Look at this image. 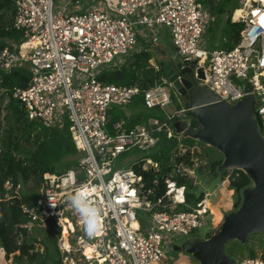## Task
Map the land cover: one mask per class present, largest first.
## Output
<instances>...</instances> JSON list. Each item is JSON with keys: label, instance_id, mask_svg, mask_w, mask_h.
<instances>
[{"label": "built area", "instance_id": "built-area-1", "mask_svg": "<svg viewBox=\"0 0 264 264\" xmlns=\"http://www.w3.org/2000/svg\"><path fill=\"white\" fill-rule=\"evenodd\" d=\"M240 5L231 21L245 26L241 41L232 49L207 50L202 39L208 19L215 18L197 0H97L83 8L82 0H15L13 27L22 40L13 49L0 48V73L29 66L30 85L15 89L13 98L29 121L45 128L66 120L81 154L76 169L45 174L42 197L22 207L27 218L22 227L29 235L56 239L59 264H157L166 258L169 244L199 237L213 226L208 200L216 194L205 192L190 211L179 210L186 204V187L176 179L196 186L198 170L209 163L200 143H186L173 128L174 120L191 123L184 108L167 111L173 85L164 75L142 92L137 86L107 84L100 74L124 64L121 58L148 51L139 48L137 26L151 31L162 27L177 55L204 69L201 86L221 101L236 104L247 95L245 84L253 86L264 137V0H240ZM147 40L158 42L156 35ZM141 93L145 109L155 115L131 129L126 118L111 125L113 111L124 110ZM169 143L174 149L166 164L156 162L153 155L162 157L161 149ZM134 166L153 173L150 187ZM232 172L221 185L230 184ZM161 180L167 190L157 197ZM5 189L8 199L21 195L10 181ZM77 192L100 209L94 235H88L71 206L70 197ZM237 264H264V258L246 256Z\"/></svg>", "mask_w": 264, "mask_h": 264}, {"label": "trees", "instance_id": "trees-1", "mask_svg": "<svg viewBox=\"0 0 264 264\" xmlns=\"http://www.w3.org/2000/svg\"><path fill=\"white\" fill-rule=\"evenodd\" d=\"M197 1L210 15L222 17L229 14L226 22V33L229 39L227 48L235 47L241 41V32L245 26L232 23L230 15L237 9L233 8L232 0ZM14 4L15 0H0V48L10 46L13 49V45L20 44L22 40L21 33L13 27ZM152 59L150 51L133 54L127 57V63L103 70L100 79L107 84L121 87L137 86L142 92H145L153 88L164 76L161 68L157 70L151 65ZM31 78L29 66L14 69L11 73H0V92L8 98L7 121L12 123L10 129L5 130L4 133L0 129V251H3L8 264H34L37 260L46 264L36 247V242L39 243L37 237H46V240L53 244L55 252L56 239L49 234L41 235L38 232L35 235H29L22 227L27 221L22 207L34 204L37 199L42 197V194L35 197L13 195L11 199H8L5 189L6 182L10 181L17 187L21 182L33 181L37 187H42L45 174H62L72 168L76 169L81 157L69 133L66 120L54 128H45L38 122L29 121L20 101L13 98L15 89L28 88ZM127 108L132 111L138 110V112L127 118L123 110H114L111 125L126 118V127L131 129L138 124L146 123L150 117L155 115L154 112L145 109L143 93L135 98ZM188 143H195V141L190 140ZM173 149L174 145L166 144L161 149L162 157L155 154L153 159L161 164H166ZM204 155L208 160L210 171L216 172L222 158L212 159L211 154L207 152ZM67 158H73V160L64 163ZM133 169L143 175L148 182L147 187L152 185L149 178L152 179L154 175L151 171H142L137 166H134ZM232 173L230 186L241 194L243 189L250 186L251 180L241 171L234 170ZM225 175L227 172L222 174V176ZM176 181L179 186L186 187V204L180 206L181 211H190L203 199V195L196 196V187L193 186L192 181L185 178H177ZM166 190L165 183L161 180L157 197L164 196ZM240 202L241 200L235 204L237 208L240 206ZM220 219L219 217L216 221L218 222ZM250 256L255 257L256 253L254 252ZM56 263L59 264L57 258Z\"/></svg>", "mask_w": 264, "mask_h": 264}, {"label": "water", "instance_id": "water-1", "mask_svg": "<svg viewBox=\"0 0 264 264\" xmlns=\"http://www.w3.org/2000/svg\"><path fill=\"white\" fill-rule=\"evenodd\" d=\"M196 63L169 55L160 64L173 85L178 104L191 120H174L173 128L186 140L222 155L215 177L238 170L249 177L251 184L241 191L240 206L224 214L219 227L175 244L172 250L199 264H237L227 253L228 246L232 242L245 245L252 236L264 235V137L255 113L258 102L249 83L244 86L247 95L236 104L221 101L208 87L201 86L205 72Z\"/></svg>", "mask_w": 264, "mask_h": 264}, {"label": "rangeland", "instance_id": "rangeland-1", "mask_svg": "<svg viewBox=\"0 0 264 264\" xmlns=\"http://www.w3.org/2000/svg\"><path fill=\"white\" fill-rule=\"evenodd\" d=\"M96 2H97V0H82V6L81 7L83 8V7L89 6L91 3H96ZM232 6H233V8H240L241 7L240 0H232ZM211 16H213V15H211ZM225 16L228 18L227 15H225ZM214 17H215V21H211L210 19H208L209 23L207 24L206 32H205L203 39H202V45H203V47H205V49H223L224 48L223 46L225 43L222 40L225 37V29L227 27H226V25L222 24L223 20L219 19V21H220L219 23L221 24L220 27H223V28H222L221 32H220V30L219 31L216 30V25H213V24H215V23L218 24L217 23L218 16L214 15ZM209 28L212 29L210 32L208 31ZM137 29L141 30L142 27L139 26ZM162 29H164V28L156 27L154 30L149 32V34L151 37H153L154 35L159 36V35H161L160 33H161ZM217 42H219L223 46L220 44L216 45ZM173 47H174V45H173ZM173 47L171 46V50L175 49V47H174V49H173ZM149 49H151V51H152V56L154 55V57H155V60L152 59L150 62L155 69L158 68L157 70H159L161 68L160 64L166 62V58L168 56L166 58H164L165 56H163V54H161V52H160L161 47H154L153 46ZM123 60L127 61L126 58H121L120 61L122 62ZM127 62H125V63H127ZM172 97H173L172 103L167 108V111L169 114H172L176 110L182 108L177 102L176 94H175L174 90L172 91ZM7 105H8V98L5 95H3L2 92H0V123H1L0 129H1L2 133H4L5 130L10 129L11 124H12V123H9V121H7V116H8V112L6 109ZM110 127H111V125H110ZM109 129L111 130V132L113 131L112 127ZM186 143H188V141H186ZM188 144L192 145L194 143H188ZM202 147H203V149H202L203 151L201 150L202 154H203V152L204 153L207 152V153L211 154L212 159L216 158V157L218 159L222 158V155L218 151H216L215 149L210 148V147L209 148L204 147V146H202ZM71 160H73V158H67V159H65L64 163L69 162ZM202 177L203 176L201 174H198L199 181L201 180ZM222 177H225V176H222ZM18 187H19L21 195H25V196L31 195V196L35 197L36 195L39 196L43 193V184H42V187H37L33 181L28 182V183H22L21 182ZM199 190H200V188L195 189L196 196H199ZM231 191H232V194L234 196L233 197L234 202L235 203L239 202L241 200V194L237 193L234 189H231ZM236 208L237 207L235 206L234 210H236ZM207 218H208L209 222H211V216H208ZM141 224L143 225V228L145 229V224H144L143 220L141 221ZM205 233H206V229L202 230L200 232V235L204 236ZM202 234H204V235H202ZM37 238L39 240V243L36 242L37 243L36 247L38 249L39 254H41L43 256L42 259L44 261H46V264H57L56 263L57 256H56V252L53 249V244H51L50 241L46 240V237H44V236L42 238L40 236H38ZM172 247H173V245L169 244V246L166 248V258H164L160 263H157V264H172L173 262H176V259H178L180 256L188 257L186 254L174 252L172 250ZM254 250H255L256 256H262V258H264V235L257 234V235L252 236L245 245H242L239 242H232L227 248V253L231 257L236 259L237 261H241L246 256L250 257V255L252 253H254ZM44 256H45V258H44ZM188 258L191 259L193 264H199L193 258H190V256ZM34 264H43V263L40 260H37Z\"/></svg>", "mask_w": 264, "mask_h": 264}, {"label": "crops", "instance_id": "crops-1", "mask_svg": "<svg viewBox=\"0 0 264 264\" xmlns=\"http://www.w3.org/2000/svg\"><path fill=\"white\" fill-rule=\"evenodd\" d=\"M139 16H141L140 13L134 19L137 20ZM227 16L229 17V14ZM231 16L232 15H230V18H231ZM219 19L220 20L222 19L223 20L222 24L226 25V27H227V23H226L227 17L226 16L218 17V21H217L218 24H216V23L213 24V25H216V30H218V31L220 30V32H221L223 27H220L221 24L219 23L220 22ZM138 27L139 26H137V28ZM140 27H142V26H140ZM211 30L212 29L209 28L208 31L210 32ZM226 30H227V28L225 29V37L222 40L225 43L224 46L222 44H220L219 42L216 43V45H218V44L222 45L224 47L223 49H228L227 47H228V43H229V39L227 38ZM138 32H139L138 38H139V48L140 49L145 48V49H148V51H150L152 53L151 49H149V48H151L153 46L154 47H161L160 52H161V54H163V56H165L164 58H166L169 55L178 56L176 50L173 47V43H172V39L170 37V34L166 29H162L161 33H160L161 35L156 36L158 38V42L156 44H152V42L150 43L147 40V39H151V36L149 34V32H151V30H149L145 27H142V29L138 30ZM145 34H146L147 38L145 37ZM171 46L173 47L174 50H171ZM203 48H205V47H203ZM207 50H213V49H207ZM153 59L155 60L154 55H153ZM127 61L125 60V62H127ZM156 69H158V68H156ZM123 112L125 113V115L128 114L130 117H132L135 112H138V110L132 111L130 108H125L123 110ZM200 147L202 150L203 147L201 145H200ZM203 155H204V152H203ZM214 173L215 172L212 173L210 171L209 167L199 169L198 174H201L203 177L199 181L198 176H197L198 184L195 186L196 188H200L199 196L203 195L205 192H208V193L213 194V195H215V194L218 195L217 197L212 196V198L210 200H208L210 203V207H211L212 212L214 213V209H215L216 212L219 213L218 214L219 216H217V218H216L215 213H214L213 226H211L210 228L209 227L206 228V233L211 232L214 229H216L217 227H219V225L222 222L224 214L234 211L235 204H236L234 202V198H233L234 196H233L232 191H231V189H233V188L228 183H226L225 185H221V181L223 180V177L221 175H219L218 177H215ZM179 210H181V207H179ZM213 213H212V215H213ZM219 217L221 219L217 222L216 219H219ZM202 235H204V234H202ZM254 252H255V250H254ZM188 257L180 256L178 259H176V262H173L172 264H193L191 259H189ZM0 264H8V263L5 260V258L2 257L0 259Z\"/></svg>", "mask_w": 264, "mask_h": 264}, {"label": "clouds", "instance_id": "clouds-1", "mask_svg": "<svg viewBox=\"0 0 264 264\" xmlns=\"http://www.w3.org/2000/svg\"><path fill=\"white\" fill-rule=\"evenodd\" d=\"M70 203L72 208L79 213L85 231L90 236L94 235L95 225L98 223L100 215V209L89 203V201L79 192L70 197Z\"/></svg>", "mask_w": 264, "mask_h": 264}, {"label": "bare ground", "instance_id": "bare-ground-1", "mask_svg": "<svg viewBox=\"0 0 264 264\" xmlns=\"http://www.w3.org/2000/svg\"><path fill=\"white\" fill-rule=\"evenodd\" d=\"M241 14V12L240 11H238V12H236V18L239 16ZM219 192V191H218ZM220 193V192H219ZM218 196V195H217ZM216 196V197H217ZM208 204L210 205V203L208 202ZM213 213V212H212ZM214 213H215V216H216V218H217V216H219L218 214V212H216V210L214 209ZM214 213H213V215H212V218H214ZM214 220V219H213Z\"/></svg>", "mask_w": 264, "mask_h": 264}]
</instances>
